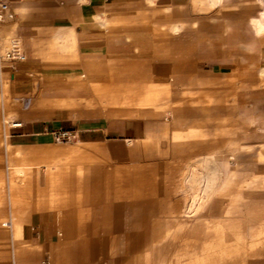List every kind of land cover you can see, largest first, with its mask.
<instances>
[{
    "label": "rangeland",
    "instance_id": "1",
    "mask_svg": "<svg viewBox=\"0 0 264 264\" xmlns=\"http://www.w3.org/2000/svg\"><path fill=\"white\" fill-rule=\"evenodd\" d=\"M11 10L0 264H264V0L107 7L89 49Z\"/></svg>",
    "mask_w": 264,
    "mask_h": 264
},
{
    "label": "crops",
    "instance_id": "2",
    "mask_svg": "<svg viewBox=\"0 0 264 264\" xmlns=\"http://www.w3.org/2000/svg\"><path fill=\"white\" fill-rule=\"evenodd\" d=\"M143 1L145 0H11V8L14 10L15 16L26 27L35 25L51 30L65 27L74 29L80 33V48L89 49L101 47L96 41L97 32H99L96 16L102 15L107 7L139 4ZM260 20V13L250 19L256 33H261L260 30L264 27ZM84 52L86 51L84 50ZM86 129L95 135L93 139L96 140L103 134L107 139L108 137H118L127 140L145 133L146 126L139 121L126 120L117 124H109L105 128L98 124H92ZM104 132H108V134L106 135Z\"/></svg>",
    "mask_w": 264,
    "mask_h": 264
},
{
    "label": "built area",
    "instance_id": "3",
    "mask_svg": "<svg viewBox=\"0 0 264 264\" xmlns=\"http://www.w3.org/2000/svg\"><path fill=\"white\" fill-rule=\"evenodd\" d=\"M7 16H13V12L11 10V0H0V20H4ZM13 47L12 58L23 59V55L19 52L15 53V51H18L16 43L13 44ZM44 264H50V261L44 260Z\"/></svg>",
    "mask_w": 264,
    "mask_h": 264
},
{
    "label": "bare ground",
    "instance_id": "4",
    "mask_svg": "<svg viewBox=\"0 0 264 264\" xmlns=\"http://www.w3.org/2000/svg\"><path fill=\"white\" fill-rule=\"evenodd\" d=\"M15 41H16V39H11V40H10V43H9V45L7 46L6 49H8V48L11 46V44H13ZM6 49H4V50H6ZM19 124H20V122H15V123H13V125H19Z\"/></svg>",
    "mask_w": 264,
    "mask_h": 264
}]
</instances>
